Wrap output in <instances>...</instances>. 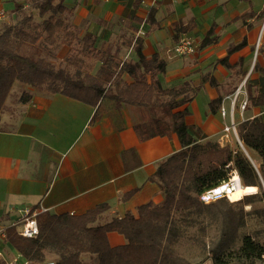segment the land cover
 <instances>
[{
    "label": "trees",
    "instance_id": "1",
    "mask_svg": "<svg viewBox=\"0 0 264 264\" xmlns=\"http://www.w3.org/2000/svg\"><path fill=\"white\" fill-rule=\"evenodd\" d=\"M31 1L42 17L39 27L34 13L20 3L14 9L18 21L2 23L0 115L12 88L20 82L22 102L31 99L27 88L32 87L82 101L95 107L96 114L124 105L135 107L141 118L135 128L143 139L175 132L182 148L158 163L153 179L164 194L161 203L149 201L139 205L136 213L127 211L102 224L97 220L108 210V203L80 215L40 212L38 235L24 237L9 226L6 242L28 261L53 258L54 264H264V118L256 116L237 125L239 138L251 156L244 149L236 151L216 141H199L186 119L191 115L188 104L200 85L183 81L165 86L161 76L166 73L167 62L158 53L146 58L142 38L134 43L136 59H124L99 46L93 33L81 35L65 17L69 11L65 0ZM261 15L264 17V9ZM155 16L152 7L146 19L136 20L155 27ZM176 29L178 33L185 31L183 23ZM179 34L174 36L176 43ZM217 40L215 27H211L200 48ZM59 44L69 50L58 65L46 55L54 57L53 48ZM246 45V39L229 45L228 54L217 63L235 69L229 57ZM253 72L264 79V66L258 62ZM201 82L219 86L211 72L203 74ZM246 87V108L264 109V87L255 93L251 78ZM222 101V95L214 98L212 110L220 108ZM231 172L238 173L243 185L257 186L258 191L233 201L224 197L205 203L200 199L204 191L227 180ZM246 206L252 208L247 210ZM249 218L258 225L253 231L247 230ZM213 230L215 234L210 235ZM113 231L122 234L126 243L112 246L108 234ZM187 245L199 249L198 260L184 255L182 248ZM85 254L87 260L83 259Z\"/></svg>",
    "mask_w": 264,
    "mask_h": 264
},
{
    "label": "crops",
    "instance_id": "2",
    "mask_svg": "<svg viewBox=\"0 0 264 264\" xmlns=\"http://www.w3.org/2000/svg\"><path fill=\"white\" fill-rule=\"evenodd\" d=\"M18 3L28 6L25 0H0L8 21ZM65 4L69 9L65 17L81 35L93 33L99 46L124 59H136L134 43L142 38L146 58L158 53L167 62L161 76L165 86L183 81L200 85L188 104L191 115L186 119L199 141L212 140L235 150L237 136L227 134L224 126L234 122L238 135V123L264 118L260 107H237L238 102L248 100L249 78L255 93L264 87V79L253 72L257 62L264 66V0H65ZM152 7L157 26L138 23L136 18L146 19ZM181 23L185 31L179 34L176 26ZM211 27H215L218 40L201 49ZM176 34L194 38L197 52L175 54ZM244 39L247 45L229 57L235 69L217 63L228 54L229 45ZM259 39L262 45L258 47ZM207 72L219 86L201 82ZM27 90L32 93L29 101L9 94L0 115V219L5 224L11 225L27 210L80 215L108 203V210L97 220L102 224L127 211L136 213L141 204L163 201L162 189L153 177L159 161L182 148L177 133L143 139L135 128L141 122L135 107L124 105L96 114L95 107L66 95L32 87ZM219 95L223 101L213 111L211 101ZM222 106L227 110L225 116ZM129 192L132 194L124 198ZM108 239L112 246L126 243L116 231L110 232ZM0 251V264L15 259L16 264H24L27 260L3 237ZM88 258L83 255L84 260ZM50 262L54 259L29 264Z\"/></svg>",
    "mask_w": 264,
    "mask_h": 264
},
{
    "label": "built area",
    "instance_id": "3",
    "mask_svg": "<svg viewBox=\"0 0 264 264\" xmlns=\"http://www.w3.org/2000/svg\"><path fill=\"white\" fill-rule=\"evenodd\" d=\"M8 18V12L4 7L0 6V24L6 21ZM197 48L195 45V41L189 35H183L180 37L179 41L174 45V52L179 56L192 55L196 52ZM238 93L236 94L237 97ZM235 97V98H236ZM247 105V100L242 102V109H245ZM221 114L225 116L227 114V110L224 106L221 107ZM224 131L228 134L230 132H234L238 138L236 132V126L234 122L230 124H226L224 126ZM239 140V138H238ZM242 184L241 178L237 172L232 173L227 180L222 181L220 184L207 189L200 195V199L209 203L215 201L220 198L228 197L231 198L230 195ZM243 185V184H242ZM37 212L27 210L25 211L21 218L17 221H14L11 225L5 224L0 219V237H6V231L9 226L15 227L17 233L24 237H34L39 233V225L37 220ZM3 258V253L0 251V260ZM17 260L15 259L11 264H16ZM24 264H29L28 260H25ZM45 264H54L53 262L45 263Z\"/></svg>",
    "mask_w": 264,
    "mask_h": 264
},
{
    "label": "rangeland",
    "instance_id": "4",
    "mask_svg": "<svg viewBox=\"0 0 264 264\" xmlns=\"http://www.w3.org/2000/svg\"><path fill=\"white\" fill-rule=\"evenodd\" d=\"M20 1H23V0H20ZM25 3L28 5L26 7V10L28 12H31L32 11L34 13L35 23L37 24V27H39L40 26L39 24L42 21V17L39 16L38 11L36 9H33L32 8V4H31L32 1L31 0H25ZM23 5L25 6V4H23ZM18 19L19 18L17 17V15H14V14L11 13L10 14V21L8 23H11V24L16 23L18 21ZM2 27H3V24L0 25V32L2 31ZM194 41H195V39H194ZM262 43H263V40H262ZM195 45H196V48L198 50L199 49V46H198V43L196 41H195ZM257 45H258V47L262 45L261 44V39L258 40ZM68 50H69L68 46H66L64 44H59L57 48H53V51L52 52L54 54V57L53 56L49 57L48 55H46V56H47V58H50L53 62H55L56 64L59 65L60 63H62L64 61V58L66 57V54H67ZM197 50H196V52H197ZM173 52H174V47H173ZM73 54H75V52H73ZM119 56L122 57V58L124 57V56H121V55H119ZM98 66H99V63L96 64V68L94 69V71L97 69ZM243 81H244V79L241 80V82H243ZM20 84H21L20 82H16L15 86L12 88V90L10 92L11 96H13V97L15 96L16 97V96H19L20 95L21 91L23 90V86H21ZM242 102H238V105H237L238 110L239 109H242L241 108ZM248 108H250V107H248ZM135 110L138 111L137 109H135ZM238 114L239 113L237 111V116H239ZM236 140H237V142H236V148H235V150L236 151L243 150V146H242L243 143L240 140V138H239V140H238V138ZM232 173L233 172H231L230 174H232ZM245 194H248V193H245ZM228 199L230 201H233L231 198H228ZM260 205H261L260 203H257L256 204V206H260ZM251 208H252L251 206H246V209L247 210H249ZM257 226L258 225H257L255 219L254 218H249L247 230L248 231H253ZM214 234H215V231L214 230L210 232V235H214ZM182 252L191 261L198 260L197 258H198V255L200 254L199 249L197 247H195V246L194 247H190L189 245L184 246L182 248ZM50 257H52V256L50 255ZM209 264H212V263L209 262Z\"/></svg>",
    "mask_w": 264,
    "mask_h": 264
},
{
    "label": "bare ground",
    "instance_id": "5",
    "mask_svg": "<svg viewBox=\"0 0 264 264\" xmlns=\"http://www.w3.org/2000/svg\"><path fill=\"white\" fill-rule=\"evenodd\" d=\"M256 191H258L257 186H245L240 184L239 187H237V189L230 195V197L232 200H237L242 198L245 193H254Z\"/></svg>",
    "mask_w": 264,
    "mask_h": 264
},
{
    "label": "water",
    "instance_id": "6",
    "mask_svg": "<svg viewBox=\"0 0 264 264\" xmlns=\"http://www.w3.org/2000/svg\"><path fill=\"white\" fill-rule=\"evenodd\" d=\"M242 146H243V149H244V151L247 153V155L249 156V154H248V152L246 151V149L244 148V145L242 144ZM263 184H264V182H263Z\"/></svg>",
    "mask_w": 264,
    "mask_h": 264
}]
</instances>
